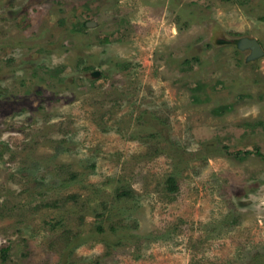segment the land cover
<instances>
[{
	"label": "rangeland",
	"instance_id": "rangeland-1",
	"mask_svg": "<svg viewBox=\"0 0 264 264\" xmlns=\"http://www.w3.org/2000/svg\"><path fill=\"white\" fill-rule=\"evenodd\" d=\"M242 38L264 0H0V264H264Z\"/></svg>",
	"mask_w": 264,
	"mask_h": 264
},
{
	"label": "water",
	"instance_id": "water-1",
	"mask_svg": "<svg viewBox=\"0 0 264 264\" xmlns=\"http://www.w3.org/2000/svg\"><path fill=\"white\" fill-rule=\"evenodd\" d=\"M239 50L251 51L247 61H254L264 56V50L256 39L242 38L235 42Z\"/></svg>",
	"mask_w": 264,
	"mask_h": 264
},
{
	"label": "trees",
	"instance_id": "trees-1",
	"mask_svg": "<svg viewBox=\"0 0 264 264\" xmlns=\"http://www.w3.org/2000/svg\"><path fill=\"white\" fill-rule=\"evenodd\" d=\"M170 188L171 190H174L176 187L174 186V181L173 179L170 180ZM7 251L8 249H2V263L1 264H5L7 261Z\"/></svg>",
	"mask_w": 264,
	"mask_h": 264
},
{
	"label": "flooded vegetation",
	"instance_id": "flooded-vegetation-1",
	"mask_svg": "<svg viewBox=\"0 0 264 264\" xmlns=\"http://www.w3.org/2000/svg\"><path fill=\"white\" fill-rule=\"evenodd\" d=\"M251 52V51H250Z\"/></svg>",
	"mask_w": 264,
	"mask_h": 264
}]
</instances>
